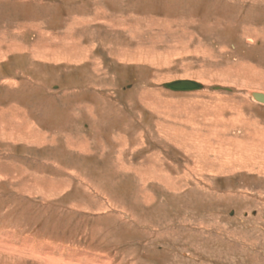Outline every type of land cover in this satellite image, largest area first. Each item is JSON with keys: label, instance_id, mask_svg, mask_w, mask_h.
Instances as JSON below:
<instances>
[{"label": "rangeland", "instance_id": "obj_1", "mask_svg": "<svg viewBox=\"0 0 264 264\" xmlns=\"http://www.w3.org/2000/svg\"><path fill=\"white\" fill-rule=\"evenodd\" d=\"M253 92L264 0H0V264H264Z\"/></svg>", "mask_w": 264, "mask_h": 264}, {"label": "water", "instance_id": "obj_2", "mask_svg": "<svg viewBox=\"0 0 264 264\" xmlns=\"http://www.w3.org/2000/svg\"><path fill=\"white\" fill-rule=\"evenodd\" d=\"M162 87L171 90V91H175V92H180V91H192V90H198V89H202L203 88V84L193 80V79H175V80H171L168 82H164L161 84ZM216 89L218 88L217 86L215 87ZM254 99H256L257 101H264V96L262 93L260 92H253L251 94Z\"/></svg>", "mask_w": 264, "mask_h": 264}, {"label": "bare ground", "instance_id": "obj_3", "mask_svg": "<svg viewBox=\"0 0 264 264\" xmlns=\"http://www.w3.org/2000/svg\"><path fill=\"white\" fill-rule=\"evenodd\" d=\"M13 45V44H12ZM260 93H262V92H260ZM263 94V96H264V93H262ZM252 96V95H251ZM253 97V96H252ZM254 98V97H253ZM256 100V99H255ZM261 102V101H260ZM264 102V101H263ZM11 114V113H10ZM214 155V154H213ZM213 159V158H212Z\"/></svg>", "mask_w": 264, "mask_h": 264}]
</instances>
